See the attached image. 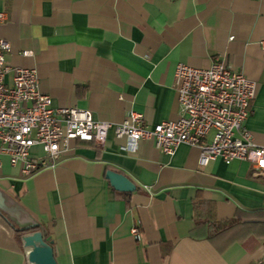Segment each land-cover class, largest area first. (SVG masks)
<instances>
[{
	"label": "crops",
	"instance_id": "crops-1",
	"mask_svg": "<svg viewBox=\"0 0 264 264\" xmlns=\"http://www.w3.org/2000/svg\"><path fill=\"white\" fill-rule=\"evenodd\" d=\"M0 12L6 63L35 69L53 107L110 123L135 111L152 128L179 115L176 65L219 60L255 83L243 129L264 146V0H0ZM125 143L68 140L54 168L29 177L2 158L0 190L46 228L57 264H264V177L244 162L199 166L188 145L168 156L153 138ZM197 197L213 205L206 216L237 223L191 234ZM22 235L0 214V264H29Z\"/></svg>",
	"mask_w": 264,
	"mask_h": 264
},
{
	"label": "built area",
	"instance_id": "built-area-1",
	"mask_svg": "<svg viewBox=\"0 0 264 264\" xmlns=\"http://www.w3.org/2000/svg\"><path fill=\"white\" fill-rule=\"evenodd\" d=\"M3 20L0 12V23ZM8 50V41L0 37V167L6 158L10 167H18L21 176L29 177L54 168L66 141L101 144L111 133L125 139L123 148L128 151H134L141 139L153 138L165 155L188 145L198 149L199 166L214 160L226 165L244 162L254 175L264 177V146L256 145L243 129L255 83L223 61L215 60L206 69L177 64L179 115L148 128L143 115L135 111H129L120 123H110L95 120L88 109L53 107L51 97L38 89L35 69L12 68L6 63Z\"/></svg>",
	"mask_w": 264,
	"mask_h": 264
},
{
	"label": "water",
	"instance_id": "water-1",
	"mask_svg": "<svg viewBox=\"0 0 264 264\" xmlns=\"http://www.w3.org/2000/svg\"><path fill=\"white\" fill-rule=\"evenodd\" d=\"M105 178L111 187L120 192H132L133 183L121 173L106 171ZM0 214H3L12 227L18 232L25 233L21 236L23 246L28 249L26 259L29 264H57L52 242H47L45 230L35 221L28 212L12 197L0 190ZM39 229L31 233V230ZM27 233V234H26Z\"/></svg>",
	"mask_w": 264,
	"mask_h": 264
},
{
	"label": "trees",
	"instance_id": "trees-1",
	"mask_svg": "<svg viewBox=\"0 0 264 264\" xmlns=\"http://www.w3.org/2000/svg\"><path fill=\"white\" fill-rule=\"evenodd\" d=\"M107 171V170H106ZM105 171V172H106ZM208 207H211V210L213 209V205L202 201L197 197L196 200L193 201V210H194V218H195V228L191 230V234L194 235V231L198 229L199 227H206V233L204 234V238L214 236L215 234L221 232L222 230L234 225L237 223L236 219H226V220H217L213 215L211 216H206L204 214V211H207ZM42 229L46 228L42 227ZM38 229L31 230L29 232L36 231ZM27 232V233H29ZM19 235L22 233L18 232ZM20 237V236H19ZM44 239L49 243L52 242L50 235L48 231H46ZM52 246V243H51Z\"/></svg>",
	"mask_w": 264,
	"mask_h": 264
}]
</instances>
